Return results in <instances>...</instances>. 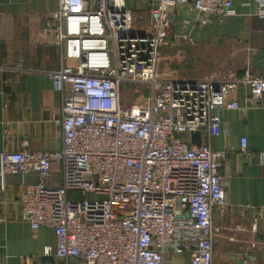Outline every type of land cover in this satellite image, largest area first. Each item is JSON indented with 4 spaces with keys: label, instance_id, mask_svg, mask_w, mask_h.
Wrapping results in <instances>:
<instances>
[{
    "label": "built area",
    "instance_id": "2783aa9c",
    "mask_svg": "<svg viewBox=\"0 0 264 264\" xmlns=\"http://www.w3.org/2000/svg\"><path fill=\"white\" fill-rule=\"evenodd\" d=\"M254 1L255 15L264 19V0ZM55 4L39 36L58 52L57 66L43 73L60 94L62 145L56 152L1 153L0 187L6 174L39 176L24 187L20 219L32 232L54 231L56 247L44 248V256L81 264H173L188 252L189 264H212L219 231L212 214H224L228 204L219 175L226 152L211 150L210 140L221 133V113L240 109L238 88L248 89L251 106L263 105L264 79L248 69L223 78L169 77L159 70V54L170 37L171 10L190 4L199 18L188 27L197 31L212 16H231V0H156L146 22L124 0ZM6 71L0 67V75ZM131 84L150 95L133 91L123 107V85ZM202 131L206 139L198 146L184 139ZM239 149L250 161L256 157L244 137ZM257 155L262 161L264 153ZM53 163L61 166L57 188L47 185ZM75 192L81 199H69ZM256 228L257 216L250 231ZM244 230L234 226L233 236Z\"/></svg>",
    "mask_w": 264,
    "mask_h": 264
},
{
    "label": "crops",
    "instance_id": "0c3cea01",
    "mask_svg": "<svg viewBox=\"0 0 264 264\" xmlns=\"http://www.w3.org/2000/svg\"><path fill=\"white\" fill-rule=\"evenodd\" d=\"M156 0H124L127 9L148 20L149 8ZM234 13L226 18L210 17L200 30L189 25L199 15L190 4L170 11L169 42L181 41L192 49L198 65L206 59V51L218 43L233 42L243 51L244 68L264 79V19L255 15L254 0H231ZM55 0H0V154L29 151L60 150V94L53 89L44 70L54 69L58 52L54 46L41 43L39 32L45 19L54 12ZM175 36L182 38L175 39ZM19 66L20 69L15 67ZM201 67V66H200ZM241 69V68H240ZM240 71V70H238ZM5 81V83H1ZM240 109L221 113V133L210 140V148L226 152L219 169L228 206L224 214L213 211L212 221L219 228L214 240L212 264H264V103L253 107L247 102L248 89L234 92ZM246 138L247 148L256 153L252 161L240 153V138ZM192 146L206 139L204 131L186 134ZM61 166L53 163L47 185L57 188L61 182ZM39 182L35 172L6 174L0 187V264H81L75 258L59 259L44 256L46 247H56L54 231L40 227L32 232L20 219V197L26 185ZM257 216L256 232L250 231ZM240 225L245 230L233 236L232 229ZM234 237V241L229 238ZM173 264H189V253L173 258Z\"/></svg>",
    "mask_w": 264,
    "mask_h": 264
},
{
    "label": "rangeland",
    "instance_id": "374dc122",
    "mask_svg": "<svg viewBox=\"0 0 264 264\" xmlns=\"http://www.w3.org/2000/svg\"><path fill=\"white\" fill-rule=\"evenodd\" d=\"M181 41H167L166 46L160 51V72L169 77L186 79L223 78L229 73L241 75L244 68L243 51L233 42L218 43L215 49L206 51V59L202 65H198L193 56L192 49L186 47ZM201 66V67H200ZM241 68V69H240ZM240 70V71H238ZM125 91L121 93L123 107H128L133 99V91L141 92L145 96L150 95L147 87L140 84L123 85ZM69 199L79 200L81 194L69 193ZM87 198H91L88 194Z\"/></svg>",
    "mask_w": 264,
    "mask_h": 264
},
{
    "label": "water",
    "instance_id": "95a60500",
    "mask_svg": "<svg viewBox=\"0 0 264 264\" xmlns=\"http://www.w3.org/2000/svg\"><path fill=\"white\" fill-rule=\"evenodd\" d=\"M198 133V132H197Z\"/></svg>",
    "mask_w": 264,
    "mask_h": 264
}]
</instances>
